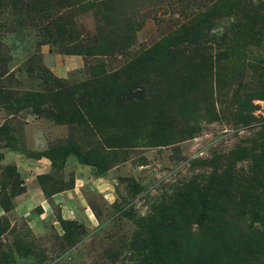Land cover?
<instances>
[{
    "label": "rangeland",
    "instance_id": "1",
    "mask_svg": "<svg viewBox=\"0 0 264 264\" xmlns=\"http://www.w3.org/2000/svg\"><path fill=\"white\" fill-rule=\"evenodd\" d=\"M259 3L0 0V264H177L167 236L187 264H233L237 243L255 245L264 188L246 208L252 235L231 242L211 235L182 186L223 170L255 177L244 158L264 123ZM200 5L214 10L208 35L223 38L204 43L229 55L209 75L207 106L182 86ZM183 24L189 41L165 40ZM100 63L119 81L71 99Z\"/></svg>",
    "mask_w": 264,
    "mask_h": 264
},
{
    "label": "trees",
    "instance_id": "2",
    "mask_svg": "<svg viewBox=\"0 0 264 264\" xmlns=\"http://www.w3.org/2000/svg\"><path fill=\"white\" fill-rule=\"evenodd\" d=\"M202 6L198 7L196 15L190 20L193 23L194 28L197 30L194 31V34L191 38L196 41L197 46L191 52V54L182 52V57L184 60L189 58H196L195 66L186 65L184 67L194 80H190L182 86L187 90H190L193 93H200L205 95L204 102L208 103L209 95V75L212 70L217 67V63L222 60H227L229 55L227 52L216 51L212 52V47L204 42L212 40L213 44L219 46L223 43V38H218L217 35L214 36L211 33V36L208 35V28L212 25L211 17L214 15V10L207 8L202 10ZM255 13L251 17L250 21L253 24L260 23L264 25V5L259 3L255 7ZM185 24H183L177 30H174L168 35L165 36L166 41H172L174 38L179 37L182 43L189 41V35L185 32ZM203 41V42H202ZM204 63V64H202ZM103 64H98L90 69V79H88L84 84L80 86H74L72 90H69L71 99L80 100L84 94H89L94 97L100 92L102 93L107 85L111 83H116L119 81L120 74L109 75L104 70H102ZM111 86V85H110ZM84 90L83 93H79L77 89ZM76 89V90H75ZM74 91V92H73ZM207 106V104H206ZM193 112L181 116L182 120H188L191 117ZM258 136H259V145H252L248 147L247 157L244 158L250 162V165L253 166V173L255 177L239 175L235 179L227 178L225 170L220 174H211L208 177H202L197 179H190L182 187L184 193L186 194V203H194L199 212H202L203 209L208 211V217L210 221V233L212 236L224 237L226 241L235 242L239 239L238 235L246 236L252 235V232H248L253 225H248V216L252 214V211L247 210V206L251 203L252 186L257 183L258 186L264 188V123L258 126ZM245 152V154H246ZM242 160V159H237ZM54 163V160L52 159ZM228 166L232 165L231 160L227 163ZM229 171V169H226ZM181 187V188H182ZM251 189V191H249ZM45 191V189H44ZM183 193V192H182ZM10 200L8 203H3L1 205L10 207ZM260 222L263 226V229L257 230L256 237L252 240L254 246H244L241 247V244L237 243V250L234 251L232 255H229V258L233 264H264L258 256L254 255L258 253L264 255V213L260 217ZM248 230V231H247ZM237 233V234H235ZM217 238H221V237ZM165 250L168 255L179 256L178 259H175L177 264H187L186 259L188 257L178 250L176 242L173 238L165 237ZM181 257V258H180ZM264 259V256H263ZM185 262H184V261Z\"/></svg>",
    "mask_w": 264,
    "mask_h": 264
},
{
    "label": "crops",
    "instance_id": "3",
    "mask_svg": "<svg viewBox=\"0 0 264 264\" xmlns=\"http://www.w3.org/2000/svg\"><path fill=\"white\" fill-rule=\"evenodd\" d=\"M42 159H39V160H37V161H41Z\"/></svg>",
    "mask_w": 264,
    "mask_h": 264
}]
</instances>
